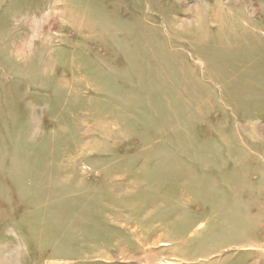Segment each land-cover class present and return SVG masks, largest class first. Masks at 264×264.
<instances>
[{
	"label": "rangeland",
	"instance_id": "rangeland-1",
	"mask_svg": "<svg viewBox=\"0 0 264 264\" xmlns=\"http://www.w3.org/2000/svg\"><path fill=\"white\" fill-rule=\"evenodd\" d=\"M0 264H264V0H0Z\"/></svg>",
	"mask_w": 264,
	"mask_h": 264
}]
</instances>
